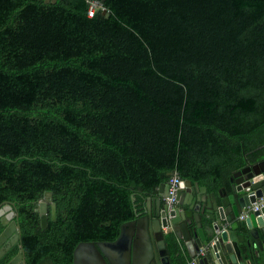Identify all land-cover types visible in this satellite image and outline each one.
Instances as JSON below:
<instances>
[{
	"label": "trees",
	"instance_id": "obj_1",
	"mask_svg": "<svg viewBox=\"0 0 264 264\" xmlns=\"http://www.w3.org/2000/svg\"><path fill=\"white\" fill-rule=\"evenodd\" d=\"M96 1L0 0V205L27 264L116 239L175 172L216 188L264 158V0Z\"/></svg>",
	"mask_w": 264,
	"mask_h": 264
},
{
	"label": "water",
	"instance_id": "obj_2",
	"mask_svg": "<svg viewBox=\"0 0 264 264\" xmlns=\"http://www.w3.org/2000/svg\"><path fill=\"white\" fill-rule=\"evenodd\" d=\"M46 3L57 0H44ZM107 16L109 11L103 10ZM168 181L157 194L146 198L135 217L124 222L114 240L81 241L74 250L73 264H188L181 247L198 257L196 264H251L264 260V205L239 220L244 208L264 196V158L236 171L228 183L209 190L182 179L176 203L170 206ZM46 191L37 208L41 226H48ZM56 219V203L51 201ZM0 247L14 233L11 244L0 248V264H26L23 250L13 256L21 227L14 202L0 207ZM21 248H23L21 244Z\"/></svg>",
	"mask_w": 264,
	"mask_h": 264
},
{
	"label": "built area",
	"instance_id": "obj_3",
	"mask_svg": "<svg viewBox=\"0 0 264 264\" xmlns=\"http://www.w3.org/2000/svg\"><path fill=\"white\" fill-rule=\"evenodd\" d=\"M88 2L90 4L88 11L89 17H93L98 9H104V7L96 0H88ZM181 180L182 179L177 172L172 174L168 180L169 190L168 196L166 197V201L170 206H174L176 203L177 191L180 187ZM262 205H264V196L259 198L252 205H249L244 208L243 212L239 215V220L245 221V219L249 216L250 213L258 210ZM190 264H196V261H192Z\"/></svg>",
	"mask_w": 264,
	"mask_h": 264
},
{
	"label": "flooded vegetation",
	"instance_id": "obj_4",
	"mask_svg": "<svg viewBox=\"0 0 264 264\" xmlns=\"http://www.w3.org/2000/svg\"><path fill=\"white\" fill-rule=\"evenodd\" d=\"M53 198V197H52ZM52 201V199H51ZM51 201H48V216H49V205L51 204ZM0 207H2V205H0ZM2 230L0 231V234H1ZM16 233H14L9 239H7V241H5L2 246L0 248H6L8 245L11 244L12 240L14 239ZM21 244L23 246V243H22V240H21V232L19 233V240L13 245L12 249L14 251V254L13 256H15L16 254H18V252L22 251L23 250V253L25 255V250H24V247L21 248ZM25 258H26V255H25ZM26 264H27V259H26Z\"/></svg>",
	"mask_w": 264,
	"mask_h": 264
},
{
	"label": "crops",
	"instance_id": "obj_5",
	"mask_svg": "<svg viewBox=\"0 0 264 264\" xmlns=\"http://www.w3.org/2000/svg\"><path fill=\"white\" fill-rule=\"evenodd\" d=\"M201 185H205V184H201ZM205 186H208V185H205ZM208 188H209V190L212 189L209 186H208ZM181 249H182V252H183L184 259H185V261L188 264H190L192 261H196L197 262L198 257L193 255L194 254L193 251H192V253L190 255V253H189V251L187 250L186 247L183 246V247H181ZM251 264H264V260L262 259V260H260L258 262L255 261V262H252Z\"/></svg>",
	"mask_w": 264,
	"mask_h": 264
},
{
	"label": "bare ground",
	"instance_id": "obj_6",
	"mask_svg": "<svg viewBox=\"0 0 264 264\" xmlns=\"http://www.w3.org/2000/svg\"><path fill=\"white\" fill-rule=\"evenodd\" d=\"M41 201V200H40Z\"/></svg>",
	"mask_w": 264,
	"mask_h": 264
}]
</instances>
